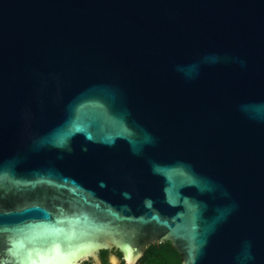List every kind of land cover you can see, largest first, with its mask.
I'll return each instance as SVG.
<instances>
[{
	"label": "water",
	"instance_id": "95a60500",
	"mask_svg": "<svg viewBox=\"0 0 264 264\" xmlns=\"http://www.w3.org/2000/svg\"><path fill=\"white\" fill-rule=\"evenodd\" d=\"M164 240L264 264V0H0V261Z\"/></svg>",
	"mask_w": 264,
	"mask_h": 264
},
{
	"label": "snow or ice",
	"instance_id": "6c2138e0",
	"mask_svg": "<svg viewBox=\"0 0 264 264\" xmlns=\"http://www.w3.org/2000/svg\"><path fill=\"white\" fill-rule=\"evenodd\" d=\"M59 222L62 223L63 221L61 220ZM50 231L53 234H59L65 230L53 227ZM68 239L71 240V237H68ZM8 251L10 252L11 249L9 248ZM33 251L37 252L38 259L32 258ZM66 256L67 253L61 251V245L58 242H53L39 249H28L27 260L17 259L16 264H69V261L62 258ZM0 264H4V262L0 261Z\"/></svg>",
	"mask_w": 264,
	"mask_h": 264
},
{
	"label": "trees",
	"instance_id": "16d2710c",
	"mask_svg": "<svg viewBox=\"0 0 264 264\" xmlns=\"http://www.w3.org/2000/svg\"><path fill=\"white\" fill-rule=\"evenodd\" d=\"M107 255V251H103ZM121 264H127L125 261ZM136 264H182L181 254L171 241L164 240L150 245Z\"/></svg>",
	"mask_w": 264,
	"mask_h": 264
},
{
	"label": "flooded vegetation",
	"instance_id": "af4514ba",
	"mask_svg": "<svg viewBox=\"0 0 264 264\" xmlns=\"http://www.w3.org/2000/svg\"><path fill=\"white\" fill-rule=\"evenodd\" d=\"M113 252H115L122 258V255L119 252L117 251H113ZM110 254L111 253L107 251V255H105L102 251V253L100 254L99 260H96L94 258H88V259L83 260L81 264H121L122 262L125 261L124 259H121L119 263H114Z\"/></svg>",
	"mask_w": 264,
	"mask_h": 264
}]
</instances>
